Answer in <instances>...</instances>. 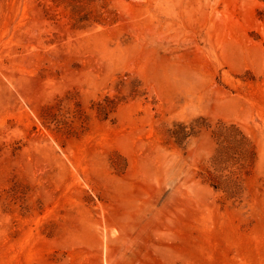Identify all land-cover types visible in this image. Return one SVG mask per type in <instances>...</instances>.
<instances>
[{
    "label": "rangeland",
    "instance_id": "374dc122",
    "mask_svg": "<svg viewBox=\"0 0 264 264\" xmlns=\"http://www.w3.org/2000/svg\"><path fill=\"white\" fill-rule=\"evenodd\" d=\"M0 264H264V0H0Z\"/></svg>",
    "mask_w": 264,
    "mask_h": 264
},
{
    "label": "trees",
    "instance_id": "16d2710c",
    "mask_svg": "<svg viewBox=\"0 0 264 264\" xmlns=\"http://www.w3.org/2000/svg\"><path fill=\"white\" fill-rule=\"evenodd\" d=\"M184 133L187 134V132ZM214 135L220 145L219 154L217 155L215 163L220 162V160H226L224 151L227 149L234 150L235 152L240 151L244 154L243 146L245 143H249V139L235 124L227 125L224 122H220L214 130ZM216 188L224 189L226 193L232 197L240 193L241 186L238 180H228L217 185Z\"/></svg>",
    "mask_w": 264,
    "mask_h": 264
}]
</instances>
